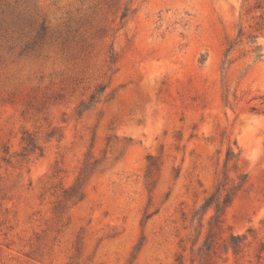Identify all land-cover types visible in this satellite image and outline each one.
Listing matches in <instances>:
<instances>
[{"label":"rangeland","instance_id":"1","mask_svg":"<svg viewBox=\"0 0 264 264\" xmlns=\"http://www.w3.org/2000/svg\"><path fill=\"white\" fill-rule=\"evenodd\" d=\"M243 174L210 232L196 211ZM263 243L264 0H0V264H264Z\"/></svg>","mask_w":264,"mask_h":264},{"label":"trees","instance_id":"2","mask_svg":"<svg viewBox=\"0 0 264 264\" xmlns=\"http://www.w3.org/2000/svg\"><path fill=\"white\" fill-rule=\"evenodd\" d=\"M27 146L26 149L34 150L37 148V142L36 139L29 135L27 138ZM234 156V153L230 151L228 153V160L231 159ZM239 178L241 179L237 184H234L229 189H226L225 184H220L216 188V191L211 194L209 197L206 198L205 202L201 206L200 209H198L195 213V215H198L200 212L203 211V214L212 206L215 207V214L212 217V221L210 222V232L213 230L214 227H218L221 222L223 221V215L225 213L226 207L231 203L236 191L243 186V184L246 182L247 175L243 174L240 175ZM225 190V195L222 197V192ZM210 233L208 234V237L205 241V243L202 246L203 255H207V250H210L213 247V243L209 242ZM244 239V235L241 234H232L231 235V241L230 246L233 247L235 252H238L241 248L242 241ZM262 250H264V243L262 244Z\"/></svg>","mask_w":264,"mask_h":264}]
</instances>
